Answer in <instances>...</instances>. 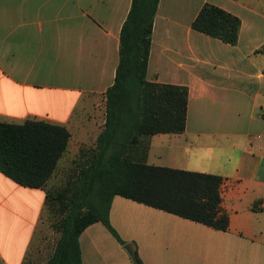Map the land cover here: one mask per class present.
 <instances>
[{"label":"crops","instance_id":"0c3cea01","mask_svg":"<svg viewBox=\"0 0 264 264\" xmlns=\"http://www.w3.org/2000/svg\"><path fill=\"white\" fill-rule=\"evenodd\" d=\"M133 0H0V120H41L71 133L69 154L95 148ZM211 4L241 21L233 46L196 32ZM264 0H160L147 79L185 87L182 134L142 140L147 164L222 178L219 231L120 196L110 221L144 264H264ZM42 189L0 173V264H27ZM82 264H133L102 224L80 236Z\"/></svg>","mask_w":264,"mask_h":264},{"label":"trees","instance_id":"16d2710c","mask_svg":"<svg viewBox=\"0 0 264 264\" xmlns=\"http://www.w3.org/2000/svg\"><path fill=\"white\" fill-rule=\"evenodd\" d=\"M159 4L160 0H133L121 30L115 83L105 94L104 130L95 148L80 151L79 171L64 187L48 185L68 152L70 131L41 120H0V173L24 188L45 191V210L60 234L47 264H82L80 236L96 223L127 246L110 221L116 196L215 230L230 227L221 207V177L148 165L149 147L141 148V139L184 133L188 118L187 88L147 79ZM240 27L238 17L211 4L192 23L194 31L233 46ZM132 261L144 264L137 249Z\"/></svg>","mask_w":264,"mask_h":264},{"label":"rangeland","instance_id":"374dc122","mask_svg":"<svg viewBox=\"0 0 264 264\" xmlns=\"http://www.w3.org/2000/svg\"><path fill=\"white\" fill-rule=\"evenodd\" d=\"M80 154L73 155L66 153L60 161L58 172L50 181L49 189H59L64 187L68 180L75 177L79 171L78 163L81 162ZM60 234L52 227V219L47 210L44 209L42 219L36 232L34 248L28 258L27 264H47V261L54 253Z\"/></svg>","mask_w":264,"mask_h":264},{"label":"water","instance_id":"95a60500","mask_svg":"<svg viewBox=\"0 0 264 264\" xmlns=\"http://www.w3.org/2000/svg\"><path fill=\"white\" fill-rule=\"evenodd\" d=\"M125 249L127 250V252H128L130 255H133V250H132V247H131L130 245L125 246Z\"/></svg>","mask_w":264,"mask_h":264},{"label":"built area","instance_id":"2783aa9c","mask_svg":"<svg viewBox=\"0 0 264 264\" xmlns=\"http://www.w3.org/2000/svg\"><path fill=\"white\" fill-rule=\"evenodd\" d=\"M220 190H222V185H221V187H220Z\"/></svg>","mask_w":264,"mask_h":264}]
</instances>
